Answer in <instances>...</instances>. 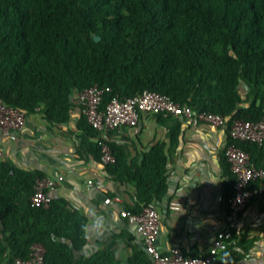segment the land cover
Masks as SVG:
<instances>
[{
    "label": "trees",
    "instance_id": "trees-1",
    "mask_svg": "<svg viewBox=\"0 0 264 264\" xmlns=\"http://www.w3.org/2000/svg\"><path fill=\"white\" fill-rule=\"evenodd\" d=\"M94 85L111 89L102 106L114 96L132 98L148 90L196 114L221 115L228 125L259 121L264 116V0H0L1 102L62 127L78 108L75 92ZM154 117L167 128L172 151L183 120ZM76 130L79 158L102 164L100 135L82 114ZM101 140L114 157V163L102 164L104 171L132 189L133 203L124 208L133 214L154 208L168 188L166 144L155 140L132 156L111 133ZM228 145L243 149L264 169V144L229 139ZM221 166L228 210L235 177L225 152ZM42 178L40 171L0 162V224L6 235L0 237V264L28 259L34 245L45 249L44 264H119L110 251L83 254L87 218L67 200L52 199L48 208L30 206ZM24 195L27 208L20 206ZM256 198L264 203L262 196L252 201ZM235 239L234 230L222 254L225 264H237L253 247ZM130 264L153 263L141 251Z\"/></svg>",
    "mask_w": 264,
    "mask_h": 264
},
{
    "label": "crops",
    "instance_id": "crops-1",
    "mask_svg": "<svg viewBox=\"0 0 264 264\" xmlns=\"http://www.w3.org/2000/svg\"><path fill=\"white\" fill-rule=\"evenodd\" d=\"M80 114L76 108L70 122L62 127L51 126L40 114L27 115L18 141L0 132V162L10 161L28 172L40 171L49 180L62 177L47 192L53 199L67 200L87 218V245L83 254L110 251L119 264H130L134 252H145L143 242L135 225L121 217L115 204L106 205L104 200L111 198L110 195L118 196L124 208L133 203L132 189L112 181L101 163L79 158L76 123ZM167 133V128L159 125L154 116H143L138 133L121 128L111 133V140L124 145L132 156L149 149L155 140L166 144L168 188L165 197L154 207L160 217L156 247L163 254L179 246L190 256H205L215 235L227 224L221 166V156L229 141L227 131L183 120L178 144L169 152ZM28 203L29 197L24 195L20 206L27 208ZM235 231L234 243L243 247L253 244L248 255L237 264H264L262 199L251 202ZM0 237L6 239L1 224ZM218 259L223 260V255Z\"/></svg>",
    "mask_w": 264,
    "mask_h": 264
},
{
    "label": "built area",
    "instance_id": "built-area-1",
    "mask_svg": "<svg viewBox=\"0 0 264 264\" xmlns=\"http://www.w3.org/2000/svg\"><path fill=\"white\" fill-rule=\"evenodd\" d=\"M110 91L109 87L94 85L86 90L77 91L74 95V103L78 106L80 113L100 135L96 141L102 146V164L104 165L114 163V157L101 139H107L110 133L121 128H128L138 133L143 116L162 115L164 118L194 120L213 130H226L228 138L232 141L264 144V116L259 121L234 120L228 125L227 119L221 115L196 114L192 108L181 106L166 95L148 90L132 98L123 99L114 96L102 106L105 95ZM36 110L39 111V109ZM26 116L24 111L7 106L0 101V132L10 140L18 141ZM225 156L235 177L234 191L228 203L226 227L215 235L209 252L205 256H186L179 246L173 247L166 254L161 253L156 247L160 217L155 208L146 207L140 213L133 214L122 207L123 201L118 196L106 198L104 203L115 204L121 217L135 225L136 233L140 236L145 252L153 264H225L218 258L227 250L233 231L240 225L241 215L253 198L256 196L264 198V169L254 166L248 153L235 145L226 146ZM61 180L62 177L56 180L37 179L34 194L30 197V206L48 208L53 198L47 189L53 188ZM44 258L45 249L41 245H34L28 259L17 258L13 264H44Z\"/></svg>",
    "mask_w": 264,
    "mask_h": 264
},
{
    "label": "water",
    "instance_id": "water-1",
    "mask_svg": "<svg viewBox=\"0 0 264 264\" xmlns=\"http://www.w3.org/2000/svg\"><path fill=\"white\" fill-rule=\"evenodd\" d=\"M100 40V38H98V37H95V41H99Z\"/></svg>",
    "mask_w": 264,
    "mask_h": 264
}]
</instances>
